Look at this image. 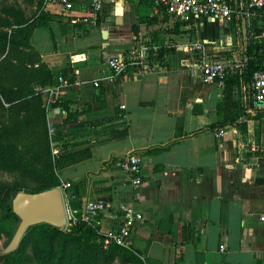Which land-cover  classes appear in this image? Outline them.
Instances as JSON below:
<instances>
[{"label":"crops","instance_id":"crops-1","mask_svg":"<svg viewBox=\"0 0 264 264\" xmlns=\"http://www.w3.org/2000/svg\"><path fill=\"white\" fill-rule=\"evenodd\" d=\"M66 1L69 8L59 0H43L48 23L31 31L29 44L51 75L41 101L53 138L69 142L58 151L68 154L70 163L55 172L67 223L80 217L84 201L98 200L104 205L96 224L101 234L115 225L117 210L129 205L143 217L130 246L144 264H264V115L245 120L244 133L233 125L207 128L220 119L221 86L193 81L185 70L191 53L183 41L210 46L225 40L232 47V24L218 21L222 33L212 37L200 33L201 17H190L180 29L192 32L171 33L160 62L112 79L109 57L134 45L138 38L130 27L136 17L154 14L151 3L102 0L100 21L90 25L80 17L91 0ZM114 28L129 36L120 49L110 36ZM60 100L66 107L51 105ZM64 117L100 124L68 137L58 125ZM252 150L256 153L246 157ZM123 152L138 155V185L108 161ZM65 182L68 188L61 186ZM11 225L0 220L2 240ZM221 242L225 246L219 252Z\"/></svg>","mask_w":264,"mask_h":264},{"label":"trees","instance_id":"trees-1","mask_svg":"<svg viewBox=\"0 0 264 264\" xmlns=\"http://www.w3.org/2000/svg\"><path fill=\"white\" fill-rule=\"evenodd\" d=\"M42 4L43 0H35V10L29 15H25L19 6L0 8L3 14H0V171L10 176L9 179H0V220L17 219L10 208V199L14 193L36 192L60 186L55 172L70 163L69 155L58 151L67 148V139L50 138L48 133L41 92L51 85V75L46 64L29 44L31 31L48 23ZM153 15L158 16L160 22L165 20L164 14L162 17ZM99 21L98 17L96 22ZM4 28H8L7 31ZM161 32L182 34L177 30L176 24L168 29H161ZM251 32L252 35L259 34L258 30ZM157 33L159 29L155 35ZM252 35H249L248 38L251 39L247 40L242 52L246 58L242 67L223 80L220 119L207 128L233 125L240 133H244L245 120L259 116L246 112L240 99V87L249 83L254 70L264 68V38L256 39ZM164 53L166 51L162 45H159L153 56L149 51L148 63L160 62ZM124 72L125 70L121 71L119 75ZM96 96L102 103L101 88H98ZM53 104L63 107L67 105L61 100L51 103ZM87 109L88 107L84 108ZM68 118H71V114H68ZM97 124L100 123H84L75 118L69 120L64 117L58 125L64 128L65 135L69 137L81 134L86 127ZM69 194L76 196L72 190ZM100 235L98 226L93 221L79 218L69 220L63 230L38 223L25 230L15 250L2 253V264H108L124 254L127 257L123 261L130 256L138 264H144V259L132 249L127 251L115 245L103 248L99 242ZM0 244H4L1 236Z\"/></svg>","mask_w":264,"mask_h":264},{"label":"built area","instance_id":"built-area-1","mask_svg":"<svg viewBox=\"0 0 264 264\" xmlns=\"http://www.w3.org/2000/svg\"><path fill=\"white\" fill-rule=\"evenodd\" d=\"M65 8L71 5L66 0H59ZM152 5V12L165 20L159 23V33L152 38L151 44L144 45L139 39L134 45L125 50L113 54L109 57L108 66L111 71V78H116L123 70H132L142 73L148 71V55L155 54L159 45H167L170 33H163L161 29H168L177 25L184 26L190 17H201L205 19H215L221 23L232 24L234 20L237 26V33L244 36L245 31L252 35L248 30L250 20L256 18L260 21L259 34L252 35L253 38H264V0H149ZM102 0H91L81 21L86 24L94 25L97 21L101 9ZM190 51L189 61L185 64L188 77L193 81L214 82L220 86L223 80L235 74L243 65L245 56L237 53L225 40L215 45H206L199 40H187L183 42ZM206 47L208 49L206 50ZM241 54V55H240ZM61 81V77L57 78ZM95 84V82H94ZM240 99L245 110L250 115L264 110V68H257L252 72L248 84L240 88ZM248 103V104H247ZM44 105V104H43ZM123 105H120L122 108ZM48 133L53 138V128L48 122ZM55 151V149H54ZM108 161L113 169L120 171L131 185L140 184V165L138 155L134 152H123L112 155ZM63 188H68L69 183L61 184ZM58 187V186H57ZM104 205L98 200H86L80 207L79 219L93 221L98 224L103 212ZM118 220L115 225L103 231L99 237V242L103 248L115 245L123 249H131V238L135 224L142 221V214L129 205H123L118 210ZM263 218V217H262ZM224 243L218 245V251L224 250Z\"/></svg>","mask_w":264,"mask_h":264},{"label":"rangeland","instance_id":"rangeland-1","mask_svg":"<svg viewBox=\"0 0 264 264\" xmlns=\"http://www.w3.org/2000/svg\"><path fill=\"white\" fill-rule=\"evenodd\" d=\"M32 1H33L32 3H28L26 0H0V8L3 6H9V5L19 6L20 8L23 9L25 15H29V13L32 10H35V5H34L35 0H32ZM149 4H150V2H149ZM0 14L3 15L1 12H0ZM136 18L137 19H136L135 23L132 24L130 27L131 33L136 38H138L144 45L150 46L152 38L154 37L155 33L159 29V23H160L159 17L154 16L153 14H150V15H141V16L136 17ZM200 20L203 23L202 26L200 25V27H201L200 33L201 34L210 35V36L214 37V36H216V34L222 33L223 26L217 20H214L213 22H207V21H205V18H201ZM259 25H260V21L258 19L253 18L252 20H250V25H249L248 30L251 29V31H257V30L259 31ZM197 26L199 27L198 22L195 24L194 27L197 28ZM8 28H4L5 31H7ZM231 28H232L231 29V39L233 41L232 49H235L237 51V53L238 52L241 53L244 51L243 49L246 46L247 40L251 39V38H248L249 32L245 31L246 35L244 33V36L241 35L240 33H237V26H236V23L234 20L232 21ZM177 30L181 31L182 33H186L187 31H189L190 33L192 32V30H190V29H186V28L180 29L179 27H177ZM122 34L123 33L116 30V28H114V32L110 33L111 38L114 39L115 47L119 48V49L123 46L122 45L124 43L123 40L129 38L128 35L123 36ZM180 39L183 40V37ZM236 40L238 42H236ZM183 42H185V41H183ZM164 49H165V51H168L169 47L164 48ZM257 114L264 115V110L260 113L259 112L255 113V115H257ZM4 118H5V116H4ZM255 151L252 150L250 152H247L245 156L250 157L251 155L256 153ZM9 178H10V176L7 173L0 171V179H9ZM0 213H1V211H0ZM10 221L12 223L11 231L8 235V238L3 240L4 244H0V249H2L3 246L7 243L8 239L10 238L12 232L14 231V229L17 225L18 219H12ZM67 225H68V223L66 222L65 226L63 228H60V229H62V230L65 229V227ZM4 230L5 229H3V231ZM124 250L128 251L130 249H124ZM0 252H2V250H0ZM122 254H124V252H122ZM126 257H127L126 254L121 255L120 257H116L113 261H111L108 264H138L136 262V259L130 258V256H128V260L123 261L122 259H126ZM88 264H99V262H96V263L95 262H89Z\"/></svg>","mask_w":264,"mask_h":264},{"label":"water","instance_id":"water-1","mask_svg":"<svg viewBox=\"0 0 264 264\" xmlns=\"http://www.w3.org/2000/svg\"><path fill=\"white\" fill-rule=\"evenodd\" d=\"M116 16L114 22L120 23ZM105 36V31L102 30ZM11 212L17 217V225L7 243L2 248V253L16 249L25 230L38 223H46L57 228H63L67 222L63 207L61 191L55 186L36 192L17 191L10 199Z\"/></svg>","mask_w":264,"mask_h":264}]
</instances>
